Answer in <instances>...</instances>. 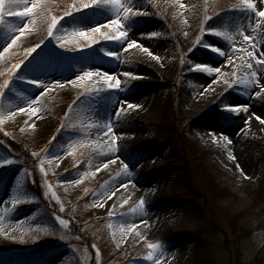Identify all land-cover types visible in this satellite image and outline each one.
<instances>
[{
    "label": "rangeland",
    "instance_id": "1",
    "mask_svg": "<svg viewBox=\"0 0 264 264\" xmlns=\"http://www.w3.org/2000/svg\"><path fill=\"white\" fill-rule=\"evenodd\" d=\"M33 3L0 9V264H101L91 220L127 264H264V0Z\"/></svg>",
    "mask_w": 264,
    "mask_h": 264
},
{
    "label": "trees",
    "instance_id": "2",
    "mask_svg": "<svg viewBox=\"0 0 264 264\" xmlns=\"http://www.w3.org/2000/svg\"><path fill=\"white\" fill-rule=\"evenodd\" d=\"M10 137V135L4 134V132L2 131V128L0 127V140L1 139H5L7 140L6 137ZM13 139V138H12ZM11 139V141H12ZM20 143L17 140L13 139V144L10 143V145L12 147H6L8 148L11 152H13V154L15 153L17 155V157H20L22 160L23 165L25 166V168L30 172L32 169L35 168L36 163H38L37 159L38 157L35 154V160L32 158V153L28 148L22 147V145H19ZM175 153H178V158L179 161L183 164V166L188 167V163H190L187 154L186 153H181L180 151H174ZM207 169H200V174H204V171L207 172L208 174V170ZM208 177V175H207ZM207 177H202L203 180L207 179ZM205 183H207V180L205 181ZM206 185V184H205ZM207 187V186H206ZM209 189V190H208ZM207 190L212 193L213 190V196L216 192L214 185L209 184V188H207ZM102 220V219H101ZM92 224H94L93 227H95L96 231H97V235H99L100 237V242L98 243V245L100 246V250H101V256H102V263L101 264H127V258H125L123 252L121 250H116L114 251V244L112 243L111 240H109L107 238V233L104 230L103 227V223L104 221H96L95 220H91ZM103 227V229H102ZM103 230V231H102ZM92 238V237H91Z\"/></svg>",
    "mask_w": 264,
    "mask_h": 264
},
{
    "label": "bare ground",
    "instance_id": "3",
    "mask_svg": "<svg viewBox=\"0 0 264 264\" xmlns=\"http://www.w3.org/2000/svg\"><path fill=\"white\" fill-rule=\"evenodd\" d=\"M21 19H23V17H21L19 20L21 21ZM148 99H151V98L148 97ZM144 101H146V100L135 99V100H131L130 103L132 106H138L139 104H143ZM261 118H264V117H261ZM109 127H111V129L114 130V128L112 127V120L110 117V108L104 106L101 113H99V115L97 117V125L95 127V131H96V134H98V136L100 137V143H101L102 147L105 149L104 152H107V153H110V147L111 146L115 147L116 145L124 144V142L128 138H131L134 135V133L136 132L135 129H129V128L123 127L121 125L119 127V129L122 130L121 133L120 132L117 133L115 130L113 133L112 131L109 132ZM118 135H119V138L115 137ZM221 154H222V152H221ZM222 155L226 160H228L225 153ZM228 155H229V153H228ZM114 162L117 163L118 160L114 159ZM1 203H3L2 197H0V204ZM144 213L146 214L145 209H144ZM133 217H134V214H133ZM181 257H182L181 254L177 252L175 255L174 261H177V260L180 261ZM50 262H51V257L49 259L48 264H51Z\"/></svg>",
    "mask_w": 264,
    "mask_h": 264
},
{
    "label": "snow or ice",
    "instance_id": "4",
    "mask_svg": "<svg viewBox=\"0 0 264 264\" xmlns=\"http://www.w3.org/2000/svg\"><path fill=\"white\" fill-rule=\"evenodd\" d=\"M6 3L8 5H10V7H8V8L9 9H12V11L9 12V14L10 15H16L18 17H24L27 14L32 13L33 10L36 7V4L33 3L31 6H25L23 8H20V7H18V4L20 3V0H6ZM91 3L92 4H95V3H105V4H107V3H113V4H118L119 3V0H91ZM246 3L248 4L249 7H252V4H249L248 3V0H246ZM87 6L88 5H84V7H87ZM14 9H15V12H13ZM125 11L127 12L128 10L125 9ZM260 16H264V11H261L260 12ZM2 19H3V13H0V20H2ZM57 20H58V17H53L52 18V24L49 26V29H48L49 33H51L52 26H54L57 23ZM120 23H121V21L119 19H116V20L109 21L108 22V25H109V27H111L113 25H115V26L118 27L120 25ZM27 27H28V25L25 24L24 25V28H27ZM100 30H101V26L100 25H96L94 28L91 29V31L94 32V33H100ZM78 35L83 36V37H85L86 39H88L90 41H93L94 40V37L91 36V35H89V33H88L87 30H81V31H79ZM101 35H103L105 37H108V34L107 33H101ZM124 35H125L124 32H120V31L117 30V38L118 37H123ZM12 43H15V39L12 41ZM136 43H137V41L132 40L131 41V44L129 45V47H131L132 45H135ZM5 50H7V49H5ZM29 51H31V50H29ZM217 51H219V49H217ZM195 67L196 68H201L203 66L200 65V64H197ZM208 71L213 72V71H218V69H208ZM84 75L85 76H90V75H92V73L87 72ZM104 77L107 78V79H109V80L113 79L112 77H110L108 75V73H104ZM5 83H7V81ZM118 86H119V81H117L115 85L109 83V87H118ZM111 131H112V129H111V127H109V132H111ZM61 222L63 223L64 221H61Z\"/></svg>",
    "mask_w": 264,
    "mask_h": 264
},
{
    "label": "clouds",
    "instance_id": "5",
    "mask_svg": "<svg viewBox=\"0 0 264 264\" xmlns=\"http://www.w3.org/2000/svg\"><path fill=\"white\" fill-rule=\"evenodd\" d=\"M5 7H10L7 3L4 2V0H0V9H3Z\"/></svg>",
    "mask_w": 264,
    "mask_h": 264
}]
</instances>
